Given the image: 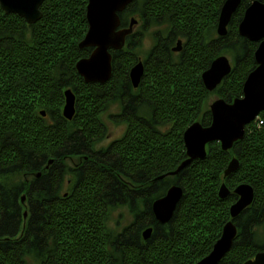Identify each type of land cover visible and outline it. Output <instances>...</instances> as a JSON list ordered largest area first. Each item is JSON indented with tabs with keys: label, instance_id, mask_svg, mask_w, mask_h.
<instances>
[{
	"label": "trees",
	"instance_id": "obj_1",
	"mask_svg": "<svg viewBox=\"0 0 264 264\" xmlns=\"http://www.w3.org/2000/svg\"><path fill=\"white\" fill-rule=\"evenodd\" d=\"M87 1L44 0L35 24L0 8V264H195L209 253L236 200L233 192L218 197L222 181L231 190L240 182L254 187V200L233 219L238 233L218 263L242 264L264 249L256 230L264 225V111L259 113L263 124L248 123L231 149L208 143L205 159H194L171 183L169 176L156 177L184 159L186 127L195 120L204 125L211 121L205 102L210 91L200 80L211 58L222 53L232 58L231 72L212 91L225 101L243 94L245 77L256 65L258 42L239 36L237 28L252 0H241L226 35H216L214 46L200 41L209 20L217 22L223 0H200L198 5L192 0H143L140 5L150 7L141 13L146 15L143 29L159 26L172 14L169 24L189 30L195 42L176 63H169L159 46L153 48L136 88L128 73L136 52L131 35L124 49L110 51L108 81L87 83L78 75L75 62L91 52L78 47L88 26ZM128 11L121 14L122 24ZM66 88L76 97L72 120L62 115ZM109 100L119 102L120 112L112 117L125 130L96 147L105 138L99 114ZM77 155L78 164L66 163ZM234 156L239 167L223 178ZM173 183L183 195L173 217L160 224L151 202ZM120 206L133 216L120 233L136 237L148 226L153 233L161 231L139 253L129 250L122 256L114 246L104 247L121 238L111 237L116 232L106 225L109 213Z\"/></svg>",
	"mask_w": 264,
	"mask_h": 264
},
{
	"label": "water",
	"instance_id": "obj_2",
	"mask_svg": "<svg viewBox=\"0 0 264 264\" xmlns=\"http://www.w3.org/2000/svg\"><path fill=\"white\" fill-rule=\"evenodd\" d=\"M133 0H88L86 10L87 30L78 42V47L91 48L88 56L80 57L75 62L78 75L87 83L97 82L103 84L112 76L111 50H120L125 44V39L131 34L134 18L128 26L122 25L121 14L125 7ZM44 0H0V8L4 13H15L25 19L27 24H35L42 17L40 6ZM216 22L217 36L227 33L228 24L233 13L238 9L241 0H223ZM237 32L248 40L257 41L254 50L255 68L245 77L242 86L243 94L231 101L215 97L209 104L211 113L209 125L193 121L183 131V144L185 147L184 159L172 170L162 174L157 179L165 176L179 174L184 167L194 159H205L207 144L219 142L223 151L231 149L236 140L245 135V127L255 120L260 112L264 111V0H252L244 9L242 19L238 23ZM230 59L225 54H220L211 60L207 68L201 72L200 80L207 91L212 92L231 72ZM130 83L136 88L143 76V63L138 61L129 71ZM64 103L61 107L65 119L72 120L75 114L76 97L72 88L63 91ZM44 116L45 111L40 109ZM47 161V164L52 162ZM238 157H232L223 171L222 177L226 178L238 169ZM40 172L36 175L39 176ZM230 192L236 195V200L229 206V219L221 227V234L213 243L209 253L200 258L195 264H218L232 246V241L237 235V226L233 219L237 217L254 200V187L249 183L240 182L233 190L228 188L224 181L218 187V197L226 198ZM183 195L182 187L173 183L167 187L162 196L152 200L151 212L157 222L164 224L174 215L179 200ZM21 203L25 196L22 194ZM27 214L23 212V217ZM152 226L143 229V236L149 237ZM242 264H264V249L258 250L253 257Z\"/></svg>",
	"mask_w": 264,
	"mask_h": 264
},
{
	"label": "flooded vegetation",
	"instance_id": "obj_3",
	"mask_svg": "<svg viewBox=\"0 0 264 264\" xmlns=\"http://www.w3.org/2000/svg\"><path fill=\"white\" fill-rule=\"evenodd\" d=\"M138 2H139V0H133L132 1L133 5H132V3H130L129 5H127L125 7L126 9L124 11L129 10L127 13V15L129 17L127 16L128 21L124 22L122 25L128 26L131 18L132 19L134 18L136 20V21H134V23L132 25V28H131L132 32L130 34L132 36V39H133V51H136L135 53H133V55H134V61L133 62L134 63L130 66V68L133 65H135V63H137L138 61L142 62L143 63V73H144L143 76H144L146 74L145 71H146L147 64L149 63V61H148L149 56H150V53H151L153 48H155L156 46H159L162 50H164L166 52V56H167V57L165 56L166 60L169 63H171V62L176 63V62L182 60V58L187 55L186 53L189 52V50H190L189 48H190L191 44L195 42V38H193L191 36V33L189 30L184 29L183 27H177L176 28V27H173L169 24L168 19L169 20L172 19V17H171L172 14H166L165 17L162 18L164 23L162 22L159 26L155 25V27L152 28L151 26L148 25V28L143 29L146 25L143 21V18L146 15H145V13H144V15H142L141 13L144 10L150 9V7L146 6V5H138ZM141 2H143V0H141ZM199 3H200V0H192L191 1V4H194V5H198ZM130 5H132V7ZM173 6H181V4L178 3V4L173 5ZM219 10H220V8H219ZM170 23H171V21H170ZM215 25H216V22L209 20V23L207 25L208 27H206L204 29V32L202 35L203 42L200 41V44L203 43L206 46H208L207 44H212L214 46L215 40H216V35H217ZM146 33H148L151 36L150 39L153 40V42L151 43V46L149 47V49L145 50V53L139 54L138 52H141V51H139L138 49L140 47H142V42L145 38ZM196 37H197V41H199L200 37L198 35ZM125 41H126V39H125ZM126 44H127V41L125 42L122 49H124ZM200 47H201V45H199V48ZM122 49H120V50H122ZM216 56L217 55H215L214 57H216ZM213 58H211V60ZM210 63H211V61L209 62V64ZM209 64H208V66H209ZM142 77H141V79H142ZM141 79H140V81H141ZM119 106H120V104H119ZM113 140H115V139H113ZM162 232L165 233L167 231L162 230ZM154 233H161V231L160 230L154 231ZM154 233L152 230L149 234L150 235L149 237L143 236V231L136 233V235H137L136 237H134L135 234H134V236L130 237L129 233H127V234L126 233H120V232H116L114 234L112 233V234H110V236L113 237L114 239L117 237H121V238H119L117 241L113 240L110 242H106L104 247L106 248V251H108L109 249H111V246H114L115 251H117V253L122 252L121 253L122 256H125L126 252L129 250H132V251L134 250V251H136V253H139L146 247V245L148 243L154 241V239H155V237L153 235ZM237 233H238V231H237ZM220 234H221V232H220ZM124 236L126 238L123 239L122 237H124ZM218 238H219V236H218ZM129 245L132 247L135 246L138 248L137 249H134V248L130 249ZM166 264H174V263L173 262H167Z\"/></svg>",
	"mask_w": 264,
	"mask_h": 264
},
{
	"label": "rangeland",
	"instance_id": "obj_4",
	"mask_svg": "<svg viewBox=\"0 0 264 264\" xmlns=\"http://www.w3.org/2000/svg\"><path fill=\"white\" fill-rule=\"evenodd\" d=\"M140 3H141V0H139L138 5H140ZM151 27L154 28L155 26H151ZM150 38L151 36L148 33H146L144 40L142 39L143 40L142 47L138 49L139 51H141V52H138L139 54L145 53V50L149 49V47L151 46V43L153 42V40H151ZM223 54H225L230 59V62L232 61V58H230L229 55H227V53H223ZM215 97H218L215 91L210 92L208 98L205 101L207 104V107L213 101ZM120 108L121 107L119 106V102L117 100L115 101L109 100L104 104V109L99 114V118L101 119L102 124L104 125L106 129V133H105V138L102 141H100L96 145V147L106 146V144H108L111 140L117 139V137H119L124 132L125 124L123 122H117V121L115 122V120L112 117V115H115L116 113L120 112ZM65 161L69 165L75 166L76 164L79 163L80 156L77 155V156L68 157L65 159ZM28 176L32 178V175H28ZM172 177L173 176H169L168 178L170 183L172 181ZM21 196L22 195H20V197ZM20 205L23 208V211H27L26 199H24V201H22ZM132 218L133 216L132 214H129L127 208L124 206H120V208H117L113 210L111 213H109V217L106 220V225L109 226V228H111L113 232H119L121 231L123 227L127 226L131 222ZM256 230L258 232L257 241L259 242L260 245H263L264 244V225H262V227L258 226Z\"/></svg>",
	"mask_w": 264,
	"mask_h": 264
},
{
	"label": "built area",
	"instance_id": "obj_5",
	"mask_svg": "<svg viewBox=\"0 0 264 264\" xmlns=\"http://www.w3.org/2000/svg\"><path fill=\"white\" fill-rule=\"evenodd\" d=\"M263 124V120L260 117H257L256 119V125L260 126Z\"/></svg>",
	"mask_w": 264,
	"mask_h": 264
}]
</instances>
